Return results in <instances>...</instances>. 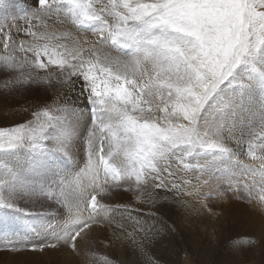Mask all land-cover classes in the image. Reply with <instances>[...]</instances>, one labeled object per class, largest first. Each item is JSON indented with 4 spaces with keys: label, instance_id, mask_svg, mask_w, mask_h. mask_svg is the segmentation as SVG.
Here are the masks:
<instances>
[{
    "label": "snow or ice",
    "instance_id": "snow-or-ice-1",
    "mask_svg": "<svg viewBox=\"0 0 264 264\" xmlns=\"http://www.w3.org/2000/svg\"><path fill=\"white\" fill-rule=\"evenodd\" d=\"M31 3L0 0V88L36 101L0 126V243L81 255L107 224L158 264L161 203L212 213L214 179L264 207V0Z\"/></svg>",
    "mask_w": 264,
    "mask_h": 264
},
{
    "label": "rangeland",
    "instance_id": "rangeland-1",
    "mask_svg": "<svg viewBox=\"0 0 264 264\" xmlns=\"http://www.w3.org/2000/svg\"><path fill=\"white\" fill-rule=\"evenodd\" d=\"M4 3L7 5L10 15H22L18 3H24L25 7L32 6L22 0H4ZM21 23H23L22 20ZM88 38L92 39L90 36ZM0 79L3 78L0 77ZM35 102L34 94L13 95L0 88V126H14L15 122L24 115L21 111L22 108ZM10 118L14 121L9 122ZM79 159L80 154H77L78 162ZM80 166L83 165L80 164ZM209 182L213 184L214 190L211 194L215 198L207 201L212 213H207L201 207L207 219L203 214L199 215L196 210L197 216H202V218L196 219V213H192L191 216H188V220H185V210H182L184 208L181 209L180 205L161 203L166 208L172 210L174 208L175 213L173 212L167 218L160 211L157 219L162 218L167 221V224L175 229L174 234L180 236L178 242H181L179 245L176 243L166 245L171 242L167 239L171 235L165 232L164 235L168 233L169 236L167 235L165 238L162 235L157 239L150 248L151 257L156 259L158 264H202V259L203 264H264V207H261L256 201L249 203L245 199L238 198L231 192L226 180L217 182L210 179ZM203 191L210 190L205 188ZM217 191L224 195L217 196ZM135 195L134 192L117 190L112 193L109 202L130 203L134 201ZM189 199H193L192 201L200 206L194 198L189 197ZM197 225L203 227L200 229L199 235H194ZM184 227H190V230ZM114 231V228L107 224L94 226L89 231L81 255H76L66 248L32 251L31 249L34 247L39 249L38 238L32 235H17L13 239L19 241L21 250H9L6 245L0 243V264H89L91 256L84 255L85 252H95L97 255L107 256L113 261V264H130L131 262L144 264V258L135 253L126 241L117 240L113 235ZM198 257L201 258V261H198Z\"/></svg>",
    "mask_w": 264,
    "mask_h": 264
},
{
    "label": "bare ground",
    "instance_id": "bare-ground-1",
    "mask_svg": "<svg viewBox=\"0 0 264 264\" xmlns=\"http://www.w3.org/2000/svg\"><path fill=\"white\" fill-rule=\"evenodd\" d=\"M22 1H25L26 3H30L31 5H32V3H31V0H22ZM32 2L34 3V0H32ZM21 118V117H20ZM13 122L14 120H12L11 118L9 119V122ZM8 122V121H7ZM185 199H187V200H189L190 202H191V204H193V205H195V207H187V208H185V207H183V206H181L180 208L182 209V208H184V209H182V210H185L184 212H185V214H184V218H185V220H188V216H191V214L192 213H196V216H197V213L199 212V215L200 214H203L204 213V210L203 209H201V206H198V205H196L197 203L196 202H193L192 200L193 199H189V197H186ZM196 203V204H195ZM162 205V204H161ZM161 205H158V207L160 208V211H161V213L162 214H164L165 216H167V218L169 217V216H171L172 214H173V212H174V208H173V210L172 209H170V208H166V207H164L163 205L161 206ZM169 205V204H168ZM198 212H197V211ZM178 211V210H177ZM183 212V213H184ZM207 212V211H206ZM175 213V212H174ZM208 213V212H207ZM206 214V213H205ZM214 214V213H213ZM197 216V218L196 217H193V218H196V219H200V218H202V216ZM228 215V214H227ZM195 216V215H194ZM203 216H204V214H203ZM208 216V215H207ZM204 217H206V216H204ZM204 217H203V219H204ZM174 218H176V217H174ZM177 219V218H176ZM175 219V220H176ZM189 219H191L190 217H189ZM206 219H207V217H206ZM192 220V219H191ZM210 220H211V218H210ZM215 220V219H214ZM197 221V220H196ZM167 222V221H166ZM189 222V221H188ZM194 222V221H193ZM192 222V223H193ZM207 222H208V220H207ZM213 222V221H212ZM228 222V221H227ZM188 224V223H187ZM189 224H190V222H189ZM196 224H197V222H196ZM210 224V223H209ZM233 224V223H232ZM214 225V224H213ZM212 225V226H213ZM226 225V224H225ZM183 226V225H182ZM192 226V225H191ZM227 226H229V225H227ZM203 226H200V225H197V227H195V230H196V232H195V234L194 235H199V232H200V229L202 228ZM184 228H186V229H188V230H190V227H184ZM211 229H212V227H211ZM224 229V228H223ZM222 229V230H223ZM178 232V231H177ZM186 232V231H185ZM168 233L171 235V237L168 235ZM167 233V235L169 236V238H167V235H164L163 234V236L165 237V238H167L168 240H170L171 242L170 243H167L166 245H168V244H174V243H176V244H178L179 245V242H181V241H179L178 242V238H180V236H176L175 234H174V232L173 231H171V232H168ZM180 235H181V233H179ZM218 237V236H217ZM182 238V237H181ZM221 238H223V237H221ZM117 241V240H116ZM124 246V245H123ZM175 246V245H174ZM122 247V246H121ZM190 247V246H189ZM87 248V247H86ZM104 249V248H103ZM204 253V252H203ZM198 254V253H197ZM211 254H213V253H211ZM205 255V254H204ZM206 256H207V253H206ZM126 258V257H125ZM130 258V257H129ZM128 258V259H129ZM198 259V261H201V258L200 257H198L197 258ZM156 260V259H155ZM131 261H132V259H131ZM215 261V260H214ZM132 263V262H131ZM130 263V264H131ZM202 264H203V259H202V262H201ZM133 264V263H132ZM164 264V263H163ZM167 264V263H166Z\"/></svg>",
    "mask_w": 264,
    "mask_h": 264
}]
</instances>
